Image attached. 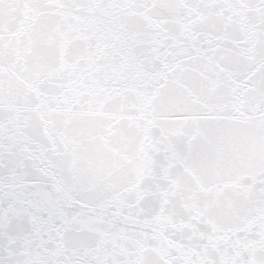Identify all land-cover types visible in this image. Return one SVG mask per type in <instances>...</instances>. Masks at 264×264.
<instances>
[{
    "label": "snow or ice",
    "instance_id": "1",
    "mask_svg": "<svg viewBox=\"0 0 264 264\" xmlns=\"http://www.w3.org/2000/svg\"><path fill=\"white\" fill-rule=\"evenodd\" d=\"M0 264H264V0H0Z\"/></svg>",
    "mask_w": 264,
    "mask_h": 264
}]
</instances>
